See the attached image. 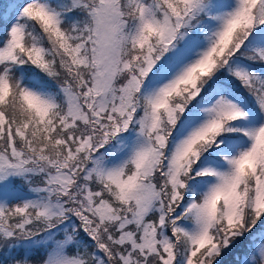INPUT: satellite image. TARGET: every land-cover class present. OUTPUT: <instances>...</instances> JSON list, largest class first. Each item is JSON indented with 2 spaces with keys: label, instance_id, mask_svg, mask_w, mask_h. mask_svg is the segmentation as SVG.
Segmentation results:
<instances>
[{
  "label": "snow or ice",
  "instance_id": "6c2138e0",
  "mask_svg": "<svg viewBox=\"0 0 264 264\" xmlns=\"http://www.w3.org/2000/svg\"><path fill=\"white\" fill-rule=\"evenodd\" d=\"M0 264H264V0L0 4Z\"/></svg>",
  "mask_w": 264,
  "mask_h": 264
},
{
  "label": "trees",
  "instance_id": "16d2710c",
  "mask_svg": "<svg viewBox=\"0 0 264 264\" xmlns=\"http://www.w3.org/2000/svg\"><path fill=\"white\" fill-rule=\"evenodd\" d=\"M5 2V0H0V4H2V3H4Z\"/></svg>",
  "mask_w": 264,
  "mask_h": 264
}]
</instances>
